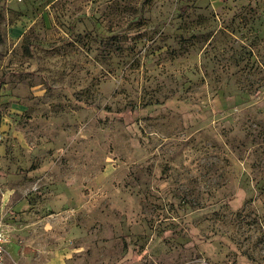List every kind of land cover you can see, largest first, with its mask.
Listing matches in <instances>:
<instances>
[{"label":"rangeland","instance_id":"rangeland-1","mask_svg":"<svg viewBox=\"0 0 264 264\" xmlns=\"http://www.w3.org/2000/svg\"><path fill=\"white\" fill-rule=\"evenodd\" d=\"M0 232L18 264H264V0H0Z\"/></svg>","mask_w":264,"mask_h":264},{"label":"built area","instance_id":"built-area-1","mask_svg":"<svg viewBox=\"0 0 264 264\" xmlns=\"http://www.w3.org/2000/svg\"><path fill=\"white\" fill-rule=\"evenodd\" d=\"M5 244H6L5 237L2 234V232H0V264H18L17 262L13 260L7 259Z\"/></svg>","mask_w":264,"mask_h":264}]
</instances>
